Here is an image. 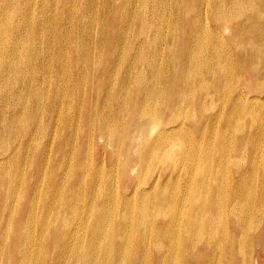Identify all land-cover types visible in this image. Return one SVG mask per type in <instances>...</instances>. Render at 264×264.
<instances>
[{"label": "bare ground", "instance_id": "6f19581e", "mask_svg": "<svg viewBox=\"0 0 264 264\" xmlns=\"http://www.w3.org/2000/svg\"><path fill=\"white\" fill-rule=\"evenodd\" d=\"M28 1L31 0H25L24 4L27 5ZM94 1L91 8L97 14L100 9V0ZM51 3H54V18L57 23L55 34L59 38L57 39L59 42L57 63H60V70L63 74L66 73L68 66L75 69L72 79L77 88L86 81L88 73L89 67L81 70L78 66L80 59L83 62H88L91 59V51L84 49L88 43L93 46L94 52L96 50L94 55L95 66L101 71L102 69L98 68L97 64L102 60L103 50L112 51L115 47L124 46L122 42L129 41L130 45L125 48L124 56L128 54L132 59L121 68V76L117 82L119 84L117 99L114 103H107L106 101L103 104L104 110L99 114L93 111L92 108L95 106H92L91 109L94 113L92 111L87 112L88 114L91 113L87 124L94 127L93 125L97 122L99 125L97 133L100 137L112 142L118 139L124 145V151L129 158L128 161L137 157V164L135 168L131 167L129 171L127 169L128 162L122 163V178L128 179L130 184L128 186L126 184L124 187L116 184L117 186L114 187L110 184L111 175L110 178L107 177L106 182H102L106 170L104 164H99L93 173L89 174L92 167L84 163V152L81 153L80 150H76L75 155L69 154L71 157L68 159L69 156L64 147L63 150H58L55 153L56 160L54 162L56 163L51 169L52 171H62L63 165H67L68 175L59 177L51 174L47 186L43 187L42 174L49 169V162H51L49 157H52L51 152L57 143L55 142L57 123L59 120H63L62 117L64 116L63 106L67 103L66 105L69 107L68 110L72 118H70V126H72V121L76 117L74 108L77 109L79 100L75 101L77 96L72 94L75 97L71 102L58 103V97L55 95V102H49L47 95H43L37 86L35 92L31 91V85L29 83L26 85L25 77L24 81L21 80L22 89L16 91L11 86L8 93L0 95V148L3 147L4 142L9 143L8 146L6 145L7 147L5 146V150H0V264H3L2 260L4 259L8 264H264V194L258 197L259 182L255 183L254 180L252 182L251 179L250 183L254 186L243 193L245 191L243 188L247 186L244 184L246 173L239 176L243 172L241 165L233 163L232 184L229 186V191H224L225 183L223 184L222 181L225 179H219L221 171L218 173V170L212 172L209 178L201 176V180L193 187V177L200 171L196 172V163L193 165L195 169L187 168L189 163L196 162L199 158V149H202L199 148L200 142L205 145L203 142L206 140H208L207 142L209 140L211 142V139L214 138L223 140L229 132L234 117L245 114L244 116L249 115L251 119L253 116L252 108L255 106L258 97L253 96L254 100H248L249 95L245 91H241L240 84L237 85V97L229 103L225 114L223 110L207 114V110H209L207 102L213 103L214 97L220 95L219 91L223 92L221 86L225 87L227 75H229L232 67L237 65L241 68V66L248 65L247 57H249L243 55L238 62L229 59L224 53L227 49L226 39L220 37L216 28L233 27L234 35L230 39V47L236 54H245L246 52L239 47L234 39L240 41L241 39L242 41L251 39L249 47L256 56L255 58L252 55V58L263 60L262 66L264 67V13L258 11L259 7L264 10V0H192L188 3L186 0L185 3L184 0H126L118 22H116L115 17H111V29L116 27L118 34L115 32L116 34L108 40V22L110 19L106 28L95 34L94 26L91 27L86 22V18L92 11L84 9L80 13H75L74 8L80 4V0H63L61 3L59 0H51ZM108 5L109 0H105V16L109 14ZM186 5L188 6L187 11ZM112 6L114 7V4ZM69 8L72 10L67 14L65 9ZM76 16H79L83 21L81 26L84 29L80 31V34H75L72 30ZM224 18L227 19L226 23L223 21ZM241 20H243L242 23H240ZM169 21L173 23V30L170 28V32L169 30L166 31ZM67 22L71 23L69 28L66 25ZM95 22L99 28L100 22L97 17ZM135 23L137 25L136 30H132L135 34L130 35L131 32L128 33L125 29H128L129 26L130 29L131 25ZM125 24L131 25L126 27ZM42 30L45 35V27ZM90 30L91 34L89 35ZM180 31H182L181 35ZM21 34L20 32V36ZM73 35L77 39L83 37L86 41L82 43L69 41V37L72 38ZM151 35H160L157 45H154L152 41L145 42ZM99 36L105 39V45L94 47L93 40H101ZM255 39H258L261 44H256ZM162 45L164 46L162 50H157V47L161 48ZM133 46L135 48H132ZM4 47L5 51H0V89H2V85L4 89H8L11 84L9 76H6L7 73L5 75L6 69L23 74L28 64L25 63L26 57L28 58V47L25 44L18 43L12 50H9L10 47L7 48L8 46L4 45ZM243 47L246 50L248 48L244 45ZM2 49L4 50V48ZM18 52H22L23 55L15 57ZM166 53L167 56L165 57ZM177 53L180 58L177 57ZM71 55L73 57L70 59ZM157 58H167L165 68L154 65ZM114 59L112 58L111 62ZM53 62L56 63V61H52L42 64L43 72L45 71L46 74L49 70L51 72L52 69L49 66ZM137 67H142L141 73L137 72ZM118 69L111 66L110 72H107L110 75L112 70L117 71ZM259 74L260 77H263L264 69H259ZM75 75L80 76L81 79ZM162 82L164 85L161 84ZM219 82L222 83L218 88ZM55 85L56 88L57 86L68 87L62 78L55 82ZM111 87L112 81L110 80L105 85L104 90L109 91ZM141 87H144V95L139 97L137 96V88ZM131 88L134 90L132 98L128 95ZM7 97L8 99L5 100ZM28 97L35 99L34 105L31 104L32 106H30L27 102H23ZM64 99L63 101H65ZM127 100L130 101L127 102ZM19 103H25L24 109L21 107L20 110L10 109L15 106L14 104ZM137 104L139 105L137 106ZM81 105L79 109L83 107ZM193 106L197 110V115L194 114L195 117H192L193 114L191 115L189 112L191 110L189 107L193 108ZM163 110L164 113L167 112L166 125L161 126L153 135L152 144L146 143L144 146H140L146 140L145 134L149 135L148 133L153 131V128L154 130L158 128L153 122L159 115L162 117ZM78 115L80 116V114ZM131 116L133 117V124L127 129L125 121H128ZM223 116H228L229 121L228 124L223 123L225 131L220 132L219 126ZM240 117L242 118V115ZM42 118L46 120L48 128L52 127L53 132L50 141L45 143L43 147H41L42 141L35 145L34 161L29 164L28 150L34 147L31 143L34 141L35 135L44 132ZM79 121L81 120L79 119ZM92 127L88 128L91 129V132H88L90 135V137L88 136L89 147L92 145L90 140L94 138ZM233 135L232 137H234ZM253 135L257 138L264 136V123L261 124V131L254 130ZM186 141L189 145L187 150L180 146ZM213 141L211 144L214 145ZM137 142H139L140 150L133 156L131 153L134 148H137ZM259 142L261 143V140ZM250 145L253 152L256 145L255 141ZM108 146L111 145L108 144ZM235 146L234 148H236ZM244 148L246 149V147ZM176 150H179L178 154H176ZM218 150H216L218 153H216L215 159L213 158L217 161L216 167H218L220 159ZM209 151L212 150L209 149ZM231 151L228 152V155ZM241 151H239L240 154ZM234 155L236 154L234 153ZM114 156L113 153L110 156L113 161L115 160ZM210 156L212 159V154ZM72 158L75 160L73 161ZM200 158L202 157L200 156ZM165 159L171 163L160 165L159 172L152 181L147 184L146 188L140 189L137 172L136 176H133V172L138 169L143 170L145 167L147 170L148 167H152L156 160H161L162 164L166 161ZM178 159L189 162L186 163L185 170L181 169L183 166L180 167V161L177 162ZM262 160L264 164V159ZM233 161L234 159L231 162ZM9 165L8 171L14 170L16 165H19L21 176L18 177L7 172L5 175L4 168ZM254 165V161L251 160L246 166L248 167V172L245 175L246 180L250 177L248 173L257 172L258 164L256 163L257 168ZM197 166L199 168V164ZM112 175L114 176V174ZM252 175H256V173ZM242 179L243 183H240ZM253 179L255 178L253 177ZM19 181H24L26 185L23 204L21 205L25 207L22 215H17L20 199L17 196H12L13 186ZM29 181H31L30 184ZM262 181V190L264 191V178ZM144 183L145 181H142V184ZM41 189L44 190V194L40 192ZM183 190L189 193L184 196L182 195ZM113 193L114 197L115 194L119 196V205L114 197L112 199ZM150 194L154 196L152 201L147 199V195ZM57 198L61 199L64 212L52 216L51 212L54 211L52 200ZM99 200L103 201L97 205ZM39 202L43 203V208L40 210V216L37 217L33 211ZM147 202L150 203L149 207H145ZM254 205H257L256 208ZM31 209L33 210L31 211ZM154 211L161 216V219H159L160 217L154 218ZM8 212L10 218L6 216ZM254 213L260 214V224L251 226L249 221L255 216ZM162 220L165 221L164 224H160ZM252 229L253 231L257 230L249 233ZM10 239L12 240L10 241ZM9 242L11 255L8 257L5 249ZM35 242L39 243L40 246L36 247ZM242 245H248L251 251L255 246H260L263 252L261 260H258V256L255 257L252 252L249 253L247 249L245 253L248 252V254L240 255ZM243 249L245 250V248ZM2 250L3 257L1 260Z\"/></svg>", "mask_w": 264, "mask_h": 264}, {"label": "rangeland", "instance_id": "374dc122", "mask_svg": "<svg viewBox=\"0 0 264 264\" xmlns=\"http://www.w3.org/2000/svg\"><path fill=\"white\" fill-rule=\"evenodd\" d=\"M24 1L25 0H23V1L22 0H0V22H1V26H0V51H2V52L5 51L4 45L6 47L8 46L7 48L10 47L9 50H12L16 45H18V43H22L23 45L25 44V46L28 47V54H27L28 58L25 56L26 57L25 63L26 64L28 63L27 66H26V68H25V70H24V73L25 74L23 73L24 74L23 75V74H20L18 72L12 71V70H8L7 71V69H6L5 70V75L7 73L6 76L7 77L9 76L8 78H10V83L11 84L9 85V88L8 89H4V86L2 85V89H0V92H1L0 95H4V94L8 93V91H9V89H10L11 86L13 88H15L16 91L22 89V87L20 86L21 83H22L21 80L24 81L25 78H26L25 83H26V85L28 83L31 85V91L33 90L32 92H35L36 88L38 87V90L41 93L43 92V95L44 94L47 95L46 96L47 97V101H49V102H55V98H54L55 95L58 97V103L71 102V100L75 96H77V97H75V99H76L75 101H78L79 100L77 102V106H78V107H76L77 109L74 108V110L76 112V117L72 121V126H70V123H71V119L72 118L70 116L71 113L68 110L69 107H68V105H66L67 103H65V105L63 106V110H64V116L62 117L63 120H59V122L57 123V131H55V133H56L55 142H57V143L55 144V147L53 148V151L51 152V156L52 157H49V161H51V162H49V164H50L49 165V169L47 171H44L43 174H42V177H43V184H42V186L43 187L44 186L45 187L47 186V182H48L51 174L52 175L53 174L54 175H58L59 177H64V176L68 175V166L67 165H63L64 168H63L62 171H59V170L58 171H52V169H51L52 166L55 165V163H56V162H54L56 160V154L55 153L58 150H63L64 147H65V151H67V153H68V156H69L68 159H70L71 156H74L75 153L77 151H79V150L81 151V153L84 152V160H85L84 163H86L87 166L92 167L89 170V174L93 173V170H95V168L99 164H101V163H102V165L104 164V166L106 167V170L107 171L105 170V172H104V176L105 177H103V181L102 182H106V180H108V178H110V175H111L112 177L110 179V184L112 186L115 187V186L119 185L120 187H124L126 184L128 186L130 184L128 182V179L126 180V179H123L122 178V176H123L122 175V172H123V170H122L123 169V167H122L123 164L122 163L128 162L127 169L130 171V168L131 167L132 168H135V166L137 164V157H133L135 159H132V161L131 160L128 161L129 158H127L126 153L124 151V145H122V143L120 141H118V139H116L115 141L112 142L111 140L109 141V140H107V139H105L103 137H100V135L97 133L98 132L97 131V128L99 126L98 123L95 122V124L93 125L94 127H92V126L88 125L87 122H88V119L91 116V113L90 114H88V113L91 112L92 109H93L94 112L96 111V113L99 114L101 111L104 110V107H103L104 105L103 104H105L106 101H107V103H114V101L117 99V95H118L117 91L119 89L118 88L119 87V84L117 82H118V80H119V78L121 76V72H122L121 71V68H122L123 65H125L126 63H128V61H131V59H132L131 57H129L128 54H127V56H124L125 53H126V49L125 48L128 45H130L128 43L129 41L128 42H122V44L124 46H121L120 48L119 47H115L114 49H112V51H108L106 49L103 50L102 60L97 64L98 68L102 69L101 71L98 70V69H96V66H95V62L96 61L94 59V55L96 53V50L94 52L93 46L90 43H88L87 46L84 49L85 50H88L89 49L91 51L90 52V56H91L90 58L91 59L88 62H83L82 59H80V61L78 63V66H79V68L81 70L84 69L85 67H89L87 69L88 73L86 75L87 76L86 77V81L83 82V83H81L80 84L81 86L79 85L78 88H77L75 82L72 79V74L75 71V69L73 67H69L68 66L67 67V70H66V73L63 74L62 71L60 70V67H61L60 66V63L59 64L57 63L58 58H59L58 57V47H59L58 45H59V42H58L57 39H59V38H58V35L55 34L57 23H56V20L54 18V6H53L54 3H51V0H31V1H28V4L27 5H25L24 4ZM61 1H63V0H59L60 3H61ZM125 1L126 0H109V5H108V9H107L108 12H109V14L107 16H105V12H104L105 11V0H100V9L97 12V14L91 8L94 5V2H95L94 0H83V1L80 0V4L77 5L74 9H75V13H80L84 9H89V10L92 11L90 13V15L86 18V22L91 27L94 26L93 29H95V34L98 33L99 31L104 30L106 28V26H107L108 20L110 19V21L108 22V26H109V30H108L109 31V34H108V37H107V40H108V39H111L114 34H116L115 32H117V34H118V31H116V27L114 29H111V27H112V25H111V22H112L111 17H115L116 22H118V19L121 16L122 7H123V4L125 3ZM188 1H192V0H186V3H188ZM96 2H98V0H96ZM184 3H185V0H184ZM113 4H114V7L112 6ZM57 9H58V7H57ZM187 9H188V6L186 5V11H187ZM71 10H72L71 8L65 9V12L67 14H69L71 12ZM258 11L261 12V13H264V10H262L261 7H259ZM7 17H8V19H7ZM96 17H97L98 21L100 22L99 28H97V25H96V22H95ZM226 17H228V16H226ZM228 18H230V17H228ZM188 19H191V18H188ZM5 21H6V23H5ZM223 21L225 22V21H227V19L224 18ZM242 22H243V20H241L240 23H242ZM17 23H19V24H17ZM70 24H71L70 22H67L66 25H67L68 28H69ZM81 25H83V21L80 19L79 16H76V18H75V20L73 22V25H72V30L74 31L75 34H77V33L80 34V31H82L84 29ZM129 25H131V24H125L126 27H128ZM188 26H189V22H188ZM190 26H191V24H190ZM212 26H215V25L212 24ZM43 27H45V29H46L45 30V32H46L45 35L43 33V30H42ZM129 27H128V29H125L124 28L125 31L126 32L128 31V33L131 32L132 34L130 33V35L135 34V32H133V31L136 30V27H137L136 23L134 25H131V28L130 29H129ZM170 28L173 30V23H172V21H169L168 22V26L166 27V29H167L166 31L169 30V32H170V30H171ZM216 29H217V31H219L220 37L226 39L225 44L227 45V49L224 51V53H225V55L227 54V56H228L229 59H231V60H233L235 62H238V61L241 60V58H242L243 55H246V56H249V57H247V59H248V65L241 66V68H239L237 65H235V67H232V70L230 71V73H228L229 75H227L228 78L225 81L226 82V85H224L225 87H223V85L221 86V90H223V92L222 91H219L220 92L219 93L220 95H217V97H214L213 103L207 102V106L209 107V110H207V114H213L214 112H218L219 110L220 111L223 110L224 111V114H225L226 111H227V109H228L229 103L232 102L234 99H236V97H237V91H238L237 85L240 84L241 85L240 86L241 87V91H245L249 95L248 100H251V99L254 100V98H252L253 96L258 97L256 99L257 102L255 103V106L252 108L253 109L252 110L253 111V114H252L253 116L251 117V119H250V116L249 115L244 116L245 114L244 115L241 114L242 115V118L240 117L241 115H239V116L237 115L238 117L237 116L234 117L235 119L232 120V125L233 126L232 125L230 126L229 132H228L226 138H224L223 140H219V139L217 140V138L216 139L215 138L213 139V140H216V141H213L211 139V142H210V140H209V142H207L208 140H206L205 142H203V144H205V145H202V143L200 142L199 144L201 146L199 145L200 146L199 148H202V149H199V154H200V156L203 159L200 158V156H199V158H197L196 162H192V163L184 162L183 159H178L177 162L180 161L179 162L180 163V167L183 166L181 168L182 170H185L184 167L187 166V164L189 163L188 164L189 167H187V168H190L192 170V168L195 169V166H196V172L200 171V172L196 173V175L193 177V179H194L193 187L196 184H198V182L201 180V176H203L204 178H207V177L209 178V177H211V173L212 172H215V171L218 170V173L221 171L219 173L220 174L219 175V179L220 178H222V180L225 179L224 181H222L223 184L225 183L224 184V191L225 190L226 191H229V189H230L229 186H231V184H232V182H231V178H232L231 171L233 170V165L236 164V163H237V165H241V169L243 170V172H241L239 174V176H241V175H244L245 173L247 174L248 167H246V166L249 165L250 161L252 160V161H254V164H255L254 166L255 167H256V163L260 167L257 165L258 168L256 167L257 168V170H256L257 172H255L256 175H252L251 176V174H255V173H253V172L252 173H248V174H250V175H248L250 177H248L247 180L245 179V175L246 174L244 175V180H245L244 181V184H247V186L245 188H243V189H245V191L243 193H246V191L250 187H253L254 186L252 183H250V180L252 179L251 180L252 182H253V180H254V182L256 181L255 183L259 182L258 183V186H259L258 197H259V196H262L264 194V191L262 190V183H263L262 178H264V170H262V169H264V167H263L264 164H263V160H262V159H264V143H262V142L264 141V136L263 137L262 136L261 137L259 136V138H257L256 136L253 135V132H254V130L255 131H261V124L264 123V75H263V77H260V74H259V69H261V70L264 69V67L262 66L263 65V60H257V59H253L252 58V55L255 56V54L252 51V49L249 47L250 44H251V39H248V40H245V41H242V39H241V41L234 39L237 42V44L239 45V47H241L242 49H244L246 53L245 54H236L235 52H233L232 48L230 47L231 46L230 45V39L234 35L233 27H231V26H227V27L226 26H222L221 29H218V28H216ZM164 31H165V29H164ZM191 31H192V29H191ZM20 32L22 33L21 36H20ZM90 34H91V30L89 31V35ZM95 34H94V36H95ZM181 34H182V31H180V35ZM159 37H160V35H151V36H149L145 40V42L152 41L154 45H157L158 42H159ZM100 38H101V40L100 39L93 40L94 47H101V46H104L105 45V39L102 38V37H100ZM71 40H73L74 42H77V43H82V42H85L86 41L83 37H80V38L77 39L76 36H74V35L72 36V38H71V36L69 37V41H71ZM255 42L258 45L261 44L258 39H255ZM242 44L245 47H248L247 50L243 47ZM107 46H108V42H107ZM163 47H164L163 45H162L161 48L160 47H157V50L161 51ZM2 48H4V50ZM132 48H135V47L133 46ZM18 50H20V49L18 48ZM114 53H116V56H114ZM178 53H177V57L180 58V55ZM17 55L18 56L19 55L22 56L23 53L22 52H18L17 54H15V57ZM166 56H167V53H166L165 57ZM71 57H73V55L70 56V59H71ZM114 57H116V58L114 59ZM112 58L114 60L111 62ZM255 58H256V56H255ZM45 59H46V61H45ZM166 60H167V58H164V59H158L157 58L154 61V65L162 66V67L165 68ZM14 61H15V58H14ZM42 61H43V63H42ZM52 61H56V63L53 62L49 66V67H51L52 70L50 72V70L48 69L49 72L46 74L45 71L43 72V70L41 69L42 64H44L46 62H52ZM73 61H74V58L72 59V63H73ZM92 65H93V67H92ZM111 66L112 67L119 68V69L117 71L112 70V73L109 75L108 72H110ZM68 68H69L70 74L68 72ZM31 71H32V73H31ZM137 72L138 73H141L142 72V67H137ZM75 76L77 77V75H75ZM79 77L80 76H78L77 78H79ZM61 78H62L63 82H66L68 84L67 85L68 86L67 88H65L64 86H57V88H56L55 82H58L59 80H61ZM79 79H81V77ZM31 80H32V82H31ZM110 80L112 81V87H111V89L109 91L104 90L105 85ZM221 83L222 82H219L218 88H219V86H220ZM161 84L164 85L163 82ZM52 85H53V87H52ZM95 87H97V88H95ZM91 88H92V90H91ZM224 88H225V90H224ZM226 88H228V89H226ZM76 89H77V91L78 90L79 91L77 92ZM14 91L15 90L13 89V92ZM31 91H29V92H31ZM76 92L78 93L77 95H76ZM72 94L75 95V96H72ZM98 94H99V96H98ZM133 94H134V90L131 88V90L129 91V94L128 95H129V97L132 98ZM143 95H144V87L137 88V96H139V97L141 96L142 97ZM250 95H251V97H250ZM64 98H66V99H64ZM7 99H8V97L5 100H7ZM28 99H29V101H28ZM63 99L65 101H63ZM219 99H220V101H219ZM224 100H225V102H224ZM129 101L130 100H127V102H129ZM217 101H219V102H217ZM23 102H27L28 105L32 106V105L35 104L34 102H36V101H35V99L33 97H28L27 100L26 101H23ZM82 102H84V103H82ZM250 103H252V102H250ZM19 104H20V106H17ZM19 104H14L15 106H12V108H10V109H12V110L13 109L14 110L15 109L16 110H20V107L22 109H24L25 103H19ZM139 104H137V106ZM80 105L83 106L81 109H79L80 108L79 107ZM210 105L211 106L213 105V107L214 106H217V107H214L213 108ZM92 106H95V108L94 107L92 108ZM45 107L47 108V106H45ZM114 107H115V104H114ZM182 108L185 109L184 106H182ZM193 108H194V106H193ZM193 108L192 107L191 108L189 107V110L190 109L192 110V111L190 110L189 112H190L191 115L193 114L192 117H195L197 115V110L195 108L194 109ZM42 110H43V108H42ZM80 110H82V111H80ZM93 111H92V113H94ZM78 114H80V116ZM162 114H163L162 117H161V115H159V117L157 119H155L154 122H153V119H151V121L153 123H155L157 125L156 127H158V128H155V130L153 128V131H154L153 132V131H151V128L149 127V130L151 132H153V133H151V132L148 133L151 136L145 134V139L146 140H145L144 143L140 144V146H144L146 143L152 144L153 143V140H154V138H152L153 135L157 132V130L161 126H165L166 125L167 112L164 113V110H163L162 111ZM194 114H195V116H194ZM42 115H43V111H42ZM81 116H82V118H81ZM67 117H69V118H67ZM75 119H76V121H75ZM79 119L81 121H79ZM78 121L80 122V124H79ZM228 121H229V117L228 116H223L222 122H221V124L219 126V131L220 132H224L225 131V127H224V124L223 123H227L228 124ZM156 122H158V123H156ZM137 123H139V120H137ZM237 123L238 124L240 123V124L238 125ZM42 124H43L42 126L44 128V132L42 134L35 135L34 141H32V143H31V145L33 144L34 147L32 149L28 150V156H29L28 163L29 164L30 163H33V161H34V154H35L34 149H35V145L41 143V141H42L41 147H43L45 143H47L48 141H50V137H51V134L53 132L52 127H49L48 128L46 126V120L44 118H42ZM131 124H133V117L132 116L129 118L128 121L127 120L125 121V127L128 129ZM75 126H77V127H75ZM88 126L89 127H92V130L94 131V136H93L94 138L92 140H90V142H92V145H90V147H89V139H88L90 137V135H88L89 134L88 132H91V129H88L89 128ZM238 126H239L240 129L238 128ZM241 126H243V127H241ZM79 130H80V132H79ZM241 130H242L243 133L241 132ZM238 131H239V133H238ZM70 133H72V134H70ZM73 133L74 134L75 133H78V134H75L74 135ZM232 135L234 137H232ZM76 136H77V138H76ZM68 138H70V139L68 140ZM5 139H6V137H5ZM44 140H45V142H44ZM72 140L75 141L76 143L73 142ZM260 140H261V143L259 142ZM212 141H213L214 145L211 144ZM254 141H255V144L256 145L254 146V149L255 150L252 152L253 148H251V145L250 144L252 142H254ZM6 142H8V140H6ZM58 142H60V143H58ZM187 142L188 141H186V143L184 142L183 144H180V146L186 148V150H187V148L189 149V145H188ZM223 142L224 143H228V144H224ZM218 143L219 144L221 143V145H223V146L219 145ZM108 144L111 145V146H108ZM116 144H117V146H116ZM184 144H185V146H184ZM6 145L8 146L9 143H5L4 142V145H3V147L0 148V150H5L6 147H7ZM209 145H211V146L213 145L212 147H214V148H211ZM58 146H59V148H58ZM140 146H139V142H137V148H134L133 149L131 155L135 156V154L137 153V151L140 150L139 149ZM229 146L230 147H233V148H230ZM234 146L236 148H234ZM120 147H121V149H120ZM181 147H180V149H181ZM206 147H208V148H206ZM244 147H246V149ZM56 148H58V149L56 150ZM206 149H208L207 150V153H206L208 155L205 154ZM209 149L212 150V151H209ZM225 149L228 150V151H226ZM234 149H236V150H234ZM87 150H89V151H87ZM200 150L201 151L203 150V151L201 152ZM216 150H218L219 153H220V159H219V165L221 164L220 167H219V165H218V167H216L217 166V161L214 160L216 153H218ZM243 150H245V151H243ZM72 151H73V153H72ZM229 151H231V153H229V155H228V152ZM239 151H241V154H240ZM175 152H176V154H178L179 153V150H176ZM112 153L117 157L116 158L114 156V158H115L114 161L111 160V157H110ZM234 153L236 155L240 156V157L234 155ZM261 153H262V156H260ZM211 154H212V159H211V156H210ZM257 154H259V155H257ZM229 156H231V157H229ZM254 156H255V158L257 160L255 158H253ZM36 157H37V155H36ZM90 157H91V159H90ZM228 157H229V160L230 161L228 160ZM246 157H247V160H246ZM205 158L208 161H206ZM236 158H238V159H236ZM72 159H73V161L75 160L74 158H72ZM233 159H234V161L231 162ZM243 159L245 160V162H244ZM258 159H259V161H258ZM165 160L166 161L165 162H162V164L160 162L161 160H159V161L156 160L154 162V164L152 165V167L151 166L148 167L147 170H146V167H145L144 168L145 170L144 169L143 170H139L138 169V170H135L133 172V176H136V172H137V178L139 180V186L141 187L140 189H144V188L147 187V184L149 182H151L152 179H153V177L157 174V172H159L160 165H163V163H171L169 160H167V159H165ZM238 160H240V161H238ZM241 160H243V161H241ZM162 161H164V160H162ZM199 161H202V162H199ZM237 161L240 162V164H238ZM68 162H69V160L67 161V163ZM158 162H160V163H158ZM242 162H244V163H242ZM195 163H196V165H195ZM157 164H158V166H157ZM198 164H199V168L200 169L197 166ZM200 164H201L202 167L200 166ZM113 165H118V166H113ZM193 165H195V166H193ZM210 165H211L212 168L210 167ZM243 165H244V167H243ZM113 167H114V169H113ZM9 168H10V165L7 166L6 168H4V174L5 175H6V172H7V173L14 174V175H16L18 177L21 176V170H20V166L19 165H16L15 169L12 170V171H8ZM190 169H188V171H190ZM258 169H259V171H258ZM144 171H148V172L150 171V172L149 173L148 172H145L147 174L146 175L144 173ZM207 171H209V172H207ZM205 173H206V175H205ZM112 174H114V176ZM253 177L256 180L253 179ZM141 180L142 181H145V183L142 184V181ZM257 180H259V181H257ZM209 181H212V180L209 179ZM80 182H82V181H80ZM30 183H31V181H29V184ZM240 183H243V179L240 181ZM25 189H26V185H25V182L24 181L23 182H20L19 181L17 184H15L13 186L12 196H17L20 199V202L18 203L17 215L24 214V208L25 207H24V205L23 206H21V205L23 204L22 201H23V198H24ZM40 192H42L44 194V190L43 189H41ZM184 192H186V193H184ZM182 193H183L182 195L186 196L185 194H188L189 192L183 190ZM113 197H114V193L112 194V199H113ZM147 199L149 201H152L154 199L153 194L147 195ZM114 200L117 201L118 205L120 204L119 196H117V194H115ZM102 201L103 200H99V201H97L96 204L98 205ZM52 204H53L52 208H54V211L51 212L52 213V216H54V215H56V214H58L60 212H64L63 206L61 205V199H59V198H57L56 200L53 199L52 200ZM149 205H150L149 202L145 203V207H149ZM256 206L254 205V208H256ZM42 208H43V203L42 202H39L38 205H37V208L34 209L33 214L35 216H37V217L40 216V210ZM32 210L33 209H31V211ZM254 215L257 216V217H255ZM254 215H253L254 217H252L253 220L251 219L249 221V223H250L251 226H256V225H259L260 224V217H259L260 214L259 213H254ZM6 216H7V218H10V213L8 212V215H6ZM153 216H154L155 219H158L159 217H160L159 219H161V216L158 215L156 213V211L153 212ZM0 219H1V215H0ZM164 222L165 221L162 220L160 222V224H164ZM150 230H151V228L149 229V231ZM256 230H254V231H256ZM254 231L252 229V230L249 231V233L250 232L253 233ZM11 240L12 239H10V241ZM35 245H36V247L37 246H40L39 243H37V242H35ZM243 246L244 245H242L240 247V249L243 251V252L240 251L241 252L240 255L241 254H248V252L249 253L252 252L253 255H255V257L258 256L257 257L258 260H261V254L263 252H262V249H261L260 246H255L252 249V251L250 250V247L248 245H245L244 247ZM243 248H245V250ZM246 249L248 251L247 253H245L246 252ZM5 250H6V255H8V257H9L11 255L10 254V242H9V244H8V246H7V248ZM2 257H3V250H2V254H1V260H2ZM2 263L3 264H8L5 259L2 260Z\"/></svg>", "mask_w": 264, "mask_h": 264}]
</instances>
